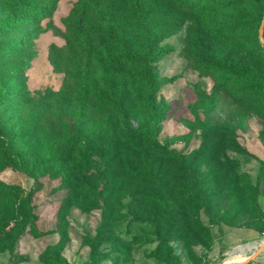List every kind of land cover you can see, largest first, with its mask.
Returning a JSON list of instances; mask_svg holds the SVG:
<instances>
[{
	"label": "rangeland",
	"instance_id": "374dc122",
	"mask_svg": "<svg viewBox=\"0 0 264 264\" xmlns=\"http://www.w3.org/2000/svg\"><path fill=\"white\" fill-rule=\"evenodd\" d=\"M76 2L59 0L43 21L48 30L34 40L37 55L25 72L31 135L24 151L44 154L53 134L58 148L70 149L53 164L65 176L42 178L34 197L35 224L51 232L26 233L13 245L0 233V264H51L41 253L59 241L67 264H234L215 256L212 231L240 224L264 229L255 178L264 161V82L244 79L221 89L219 77L201 73L190 57L224 53L239 68L264 74V17L258 25L254 0H228L203 18L183 5L199 0H148L147 28L164 37L161 44L175 46L158 62L171 77L157 93L164 120L151 123L138 92L121 117L93 104L79 135L71 84L78 72L74 56L59 51L66 45L63 18ZM129 51L145 52L136 27ZM165 148L173 154L157 152ZM0 179L21 187L0 192V227L9 228L8 214L28 212L33 179L12 168L0 171ZM261 251L235 264L264 263Z\"/></svg>",
	"mask_w": 264,
	"mask_h": 264
},
{
	"label": "trees",
	"instance_id": "16d2710c",
	"mask_svg": "<svg viewBox=\"0 0 264 264\" xmlns=\"http://www.w3.org/2000/svg\"><path fill=\"white\" fill-rule=\"evenodd\" d=\"M226 1L228 0H199V3L185 2L183 5L203 18L214 7ZM58 2L59 0H0V171L12 168L33 179L24 200L28 212L8 214L12 225L9 228L0 227V233L10 245L26 233L42 236L51 232L41 231L35 224L34 197L42 187V178L56 179L65 176L64 168H54L53 164L70 154V149L58 148L54 134L48 150L42 155L29 157L23 145L31 135L29 122L24 123L31 110L25 72L37 55L34 40L48 30L43 21L53 17ZM201 2H204L203 6H200ZM254 6L258 11L257 24L260 25L264 17V0H254ZM147 13L148 0H77L69 16L63 18L67 28L66 45L59 51L65 56H74L73 67L78 72L76 78H71L77 100L75 131L78 135L83 132L93 113V104L121 117L132 110L133 99L138 92L144 95L143 107L150 113L151 123L157 126L164 120L165 115L161 113L157 93L171 77L161 74L158 62L173 52L175 46L170 43L161 44L164 37L150 32L147 28ZM230 18L236 20L234 17ZM135 27L141 32L145 44L142 56L129 51ZM190 60L201 73L218 76V86L221 89L244 79L264 82L263 73L239 68L224 53L218 54L214 59L204 56L190 57ZM158 131L155 128V133ZM123 138L127 143L134 144L132 136L124 134ZM157 152L173 154L167 148L158 149ZM20 189L19 185L0 179V192ZM191 194L197 196L196 193ZM260 209L262 210L261 206ZM262 212L264 214L263 210ZM236 226L255 228L264 235V229L255 224ZM61 252L62 244L59 241L47 245L41 257L51 264H67L61 257Z\"/></svg>",
	"mask_w": 264,
	"mask_h": 264
},
{
	"label": "crops",
	"instance_id": "0c3cea01",
	"mask_svg": "<svg viewBox=\"0 0 264 264\" xmlns=\"http://www.w3.org/2000/svg\"><path fill=\"white\" fill-rule=\"evenodd\" d=\"M255 178L258 180L259 203L264 211V161L258 165ZM212 233L214 254L223 257L224 263L241 262L264 244L263 233L247 226H218L213 228ZM261 254L264 256V247Z\"/></svg>",
	"mask_w": 264,
	"mask_h": 264
},
{
	"label": "water",
	"instance_id": "95a60500",
	"mask_svg": "<svg viewBox=\"0 0 264 264\" xmlns=\"http://www.w3.org/2000/svg\"><path fill=\"white\" fill-rule=\"evenodd\" d=\"M264 247V244L262 246H260L248 259L246 260H249V259H253L256 254ZM245 261V260H244ZM235 264V263H234Z\"/></svg>",
	"mask_w": 264,
	"mask_h": 264
}]
</instances>
